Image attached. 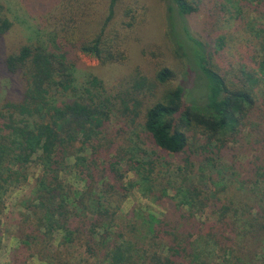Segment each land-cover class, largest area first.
Returning a JSON list of instances; mask_svg holds the SVG:
<instances>
[{
	"label": "trees",
	"instance_id": "1",
	"mask_svg": "<svg viewBox=\"0 0 264 264\" xmlns=\"http://www.w3.org/2000/svg\"><path fill=\"white\" fill-rule=\"evenodd\" d=\"M12 1L0 0V44L26 34L0 48V251L7 193L30 191L8 264H264V0L223 5L250 36L236 69L215 57L222 37L212 51L190 29L196 0H161L184 70L152 49L153 73L137 68L119 86L84 71L81 54L125 65L149 14L140 0H107L100 16L99 0ZM69 167L82 189L66 183ZM136 186L165 211L142 228L120 216Z\"/></svg>",
	"mask_w": 264,
	"mask_h": 264
},
{
	"label": "rangeland",
	"instance_id": "2",
	"mask_svg": "<svg viewBox=\"0 0 264 264\" xmlns=\"http://www.w3.org/2000/svg\"><path fill=\"white\" fill-rule=\"evenodd\" d=\"M6 2H14L12 0H5ZM148 8L147 19L138 27V31L134 34L133 40L129 43L130 59L125 65L113 68H101L97 59L81 54V68L86 72H95L101 76L110 85L119 86L122 79L128 75V73L134 72L137 68L151 75L154 70V62L150 60L151 52L160 51L163 53V61L169 65L178 76H181L184 68L182 63L174 59L170 54V43L166 38V6L161 0H140ZM107 0H99L97 8V14L102 15L106 10ZM125 2V1H124ZM199 5V12L188 18V24L193 34L206 43L212 51L219 49L218 38H223L226 47L224 50H220L219 55L215 56L216 59L220 58L222 65L228 66L231 69H236L238 63H248L247 54L248 47L250 46L249 33L244 29L243 21L237 20L232 17L237 15L235 13L230 14L228 8H223V5L227 4V0H196ZM245 12L248 10L245 8ZM252 19H256V15H251ZM101 18H92V24L86 26V28L97 29ZM240 26H243L240 27ZM249 32H251L249 30ZM24 30H20L19 27L14 30L2 40L0 48L4 49L6 53L19 46L25 37ZM159 48V49H158ZM146 51V53H144ZM149 53V54H148ZM149 58V59H148ZM223 67V66H222ZM2 77V76H0ZM4 78H0V82ZM180 78L174 82L178 84ZM8 91L11 90V86H7ZM119 140V139H118ZM117 140V141H118ZM121 142L123 140L121 139ZM152 148V144L149 143ZM172 163H177V158L169 157ZM73 158L69 160V165L73 163ZM30 172L33 174L36 172V167L31 166ZM31 174V175H32ZM66 183L75 189H82L84 185L83 176L79 175L75 169L67 170L64 174ZM129 179H134L133 174H129ZM32 180V179H31ZM30 188L13 187L7 193L5 198L6 211L1 218L3 225L2 243L3 249L0 251V264H8L12 251L18 245V231L20 220V207H18L21 199L25 198L29 194ZM165 211L151 197L144 194L139 187L133 188V191L125 199L122 204L120 216L124 221L133 223L137 228H142L140 220L146 218L148 214H154L157 217H162ZM143 220V221H144ZM140 222V223H139ZM137 224V225H136ZM61 234L55 236V246H60ZM71 254L74 257L82 258V250H71ZM37 264V261H34Z\"/></svg>",
	"mask_w": 264,
	"mask_h": 264
}]
</instances>
